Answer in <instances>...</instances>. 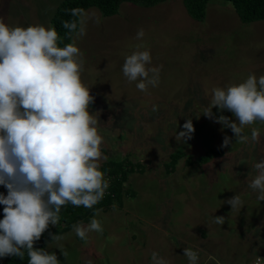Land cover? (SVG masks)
Wrapping results in <instances>:
<instances>
[{
  "label": "rangeland",
  "instance_id": "374dc122",
  "mask_svg": "<svg viewBox=\"0 0 264 264\" xmlns=\"http://www.w3.org/2000/svg\"><path fill=\"white\" fill-rule=\"evenodd\" d=\"M61 1L0 0V20L13 27L51 26ZM85 12L92 19L76 43L85 59L82 80L96 97L90 111L100 114L101 163L128 155L135 171L126 183L131 194L98 208L103 233L92 232L83 241L72 226L60 234L67 258L56 243L48 247L51 241L44 249L56 252L60 264H151L154 251L169 264H189L186 247L198 253V264L264 258V201L247 186L249 173L255 176L252 165L264 160V124L251 126L260 131L258 143L240 144L231 129L203 115L214 87L264 75V19L242 22L224 0H210L201 21L188 15L182 0L152 7L124 0L111 15L96 6ZM140 28L145 36L137 40ZM137 45L150 50V66H163L159 86L148 93L122 73ZM212 111L235 121L231 112ZM188 119L195 132L178 143ZM251 127L244 133L250 136ZM225 136L232 138L227 147ZM211 149L222 153L199 162ZM178 151L185 155L172 166L169 155ZM237 194L243 206L232 210L226 201ZM93 216L78 223L87 225ZM214 216H224L225 223H213Z\"/></svg>",
  "mask_w": 264,
  "mask_h": 264
},
{
  "label": "clouds",
  "instance_id": "9594fccd",
  "mask_svg": "<svg viewBox=\"0 0 264 264\" xmlns=\"http://www.w3.org/2000/svg\"><path fill=\"white\" fill-rule=\"evenodd\" d=\"M74 18L63 21L66 35L71 39L59 46L60 35L55 27L42 24L10 26L0 20V193L3 219H0V258L9 256L24 259L28 264H60L56 252L36 248L35 244L50 226L60 221L61 209L94 208L101 202L110 186V179L101 171L104 136L99 130V112L90 107L96 97L82 80L85 71L84 53L76 41L87 34L89 17L83 8L68 10ZM95 23L99 24L98 17ZM145 36L138 29L136 39ZM136 51L125 57L122 73L129 83L148 93L158 87L162 65L150 66V50ZM204 116L229 128L236 143H258L260 131L251 127L264 124V75L254 73L241 83L214 87ZM231 112L235 121L226 115L215 116L212 109ZM153 106V111H156ZM178 132L176 140L185 143L195 132L191 119ZM251 127V134L244 133ZM232 143L225 136L223 147ZM255 176L249 173L248 187L256 199L264 201V160L252 165ZM232 210L243 206L237 194L226 201ZM115 207V205L113 206ZM97 209L87 225H73L76 236L87 241L92 232L103 233ZM212 222L223 225L224 216H214ZM62 255L68 252L59 242V234L49 233ZM189 264H198V253L184 249ZM151 264H169L157 252L151 254Z\"/></svg>",
  "mask_w": 264,
  "mask_h": 264
},
{
  "label": "trees",
  "instance_id": "16d2710c",
  "mask_svg": "<svg viewBox=\"0 0 264 264\" xmlns=\"http://www.w3.org/2000/svg\"><path fill=\"white\" fill-rule=\"evenodd\" d=\"M124 0H62L57 6L55 12L51 16V26L55 27L60 35L59 46L64 47L67 43H71V39L66 35L67 30L63 28L62 22L74 19L68 12L72 8H83L84 10L90 6H96L103 15H111L118 11L120 3ZM143 7H152L165 0H128ZM210 0H182L185 10L188 15L198 21L204 19L206 14V7ZM230 2L237 12L242 22H251L254 20L264 19V0H224ZM221 149H211L205 156L198 158L199 162H206L208 158L221 154ZM184 151L173 152L169 155L171 165L174 166L178 160L184 156ZM189 161V163H191ZM140 165L141 163L138 162ZM101 171L110 179V186L106 190V194L100 203L92 209H87L83 206L75 207L71 204L64 206L60 212V221L62 226H50L49 229L42 235V238L36 242L35 247L45 248L47 242L51 241L49 233L62 234L70 229L73 225L80 221L86 222L92 216L96 209L110 206L115 200H120L124 192L129 191V186L126 183L129 180L130 173H133L134 165L129 159L128 155L121 159H111L101 163ZM0 193L7 194L6 188L0 186ZM134 194V193H133ZM3 205H0V219H3ZM257 256V255H255ZM253 256V258L255 257ZM252 258V259H253ZM251 259V260H252ZM0 264H28V256L25 252L24 259L19 257L9 256L0 258Z\"/></svg>",
  "mask_w": 264,
  "mask_h": 264
},
{
  "label": "built area",
  "instance_id": "2783aa9c",
  "mask_svg": "<svg viewBox=\"0 0 264 264\" xmlns=\"http://www.w3.org/2000/svg\"><path fill=\"white\" fill-rule=\"evenodd\" d=\"M248 264H264V258L257 255Z\"/></svg>",
  "mask_w": 264,
  "mask_h": 264
}]
</instances>
